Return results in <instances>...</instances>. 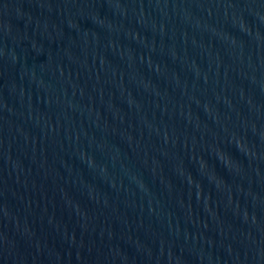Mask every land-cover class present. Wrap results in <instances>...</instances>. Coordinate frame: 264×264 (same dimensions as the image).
<instances>
[{"label": "water", "instance_id": "obj_1", "mask_svg": "<svg viewBox=\"0 0 264 264\" xmlns=\"http://www.w3.org/2000/svg\"><path fill=\"white\" fill-rule=\"evenodd\" d=\"M0 264H264V0H0Z\"/></svg>", "mask_w": 264, "mask_h": 264}]
</instances>
